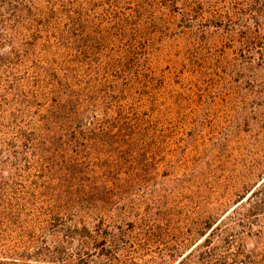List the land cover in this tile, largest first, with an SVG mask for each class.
<instances>
[{
	"label": "rangeland",
	"instance_id": "obj_1",
	"mask_svg": "<svg viewBox=\"0 0 264 264\" xmlns=\"http://www.w3.org/2000/svg\"><path fill=\"white\" fill-rule=\"evenodd\" d=\"M0 56V264H264V0H0Z\"/></svg>",
	"mask_w": 264,
	"mask_h": 264
},
{
	"label": "trees",
	"instance_id": "obj_2",
	"mask_svg": "<svg viewBox=\"0 0 264 264\" xmlns=\"http://www.w3.org/2000/svg\"><path fill=\"white\" fill-rule=\"evenodd\" d=\"M27 10H30L29 8ZM57 10L49 7L48 8V12H47V19H56L57 16ZM73 19V17H70ZM76 18V17H75ZM74 23L76 19H73ZM37 26L35 27V29H32L30 26L24 25V31H20L19 32H26V35H28V37L30 38V40L32 42L30 43H35L37 41V38H41L40 37V28H39V24H42V20H39L38 22H36ZM56 24V25H55ZM78 25L81 28H85L86 26L84 25V23L82 22H78ZM53 31L54 32H58L61 36V34L63 33V30H61V27L59 24H57V22H55L53 24ZM48 33V32H46ZM100 37H104V34H100L97 31H92L89 32L86 36H84L82 39H77L79 42H84L85 44L89 43V42H97ZM56 45V46H54ZM40 48L43 51L44 54V58L45 61L47 63V65L49 66L54 60H55V56L53 55L55 52H57L58 48H60L57 44H53L51 43L49 40H42L40 41ZM0 61H2V58L0 56ZM48 70V71H47ZM45 72L49 73V75H51L52 77L54 76L55 73L51 72V70H49V68L46 67V69H44ZM55 87L53 88V93H52V97H51V107L50 109L42 116V128H46V124L52 120L55 119L56 117L58 118L59 116H57L59 113H61L62 111H64L70 104L71 101L70 100H63L61 101L59 99V89L62 85V81L60 79H55ZM47 129V128H46ZM72 174V171L67 173V176H70ZM66 176V177H67ZM264 176H262L260 180H262ZM116 180V179H115ZM258 181V182H259ZM256 182L255 185L249 190V196L253 195L257 192L259 185H261V182L258 183ZM258 183V184H257ZM65 184L67 187L66 190V198L67 200H71L72 197H76L78 199H80V202L84 203L87 206H95L96 204H98L101 208H106L109 207L110 205V200L111 197L109 195V191L106 190H97L95 188L92 189V191H87L89 190L92 185H86L85 187H83L82 189H76L75 191L70 190V187L68 186V184H70L69 179H65ZM257 184V185H256ZM256 186V187H255ZM89 188V189H86ZM220 220L215 221L214 223L210 224L208 226V229L205 233L202 234L201 238H203L202 241H200V243L198 242L200 239L194 241L192 243V245L189 247L188 251H186L185 253L188 254L190 253L193 249H195L196 247H198V245H200L201 243H206L208 241V235L209 233L219 224Z\"/></svg>",
	"mask_w": 264,
	"mask_h": 264
}]
</instances>
